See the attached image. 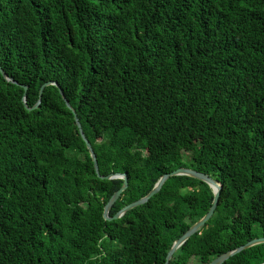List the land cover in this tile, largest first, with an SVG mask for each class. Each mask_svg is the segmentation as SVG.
<instances>
[{"label": "trees", "instance_id": "16d2710c", "mask_svg": "<svg viewBox=\"0 0 264 264\" xmlns=\"http://www.w3.org/2000/svg\"><path fill=\"white\" fill-rule=\"evenodd\" d=\"M0 264H169L264 236V0H0ZM26 85L25 108L22 96ZM264 243L221 264H260Z\"/></svg>", "mask_w": 264, "mask_h": 264}, {"label": "water", "instance_id": "95a60500", "mask_svg": "<svg viewBox=\"0 0 264 264\" xmlns=\"http://www.w3.org/2000/svg\"><path fill=\"white\" fill-rule=\"evenodd\" d=\"M0 73L2 74V76L6 79L11 81L12 83H17L16 80H14L13 78L9 77L7 75V73L3 70V68L0 66ZM21 87L23 88V96H22V101L23 104L25 106V108H27L28 110L35 108L38 106L40 99H38V101L32 106V107H28L26 104V89L27 86L20 84ZM47 85H55L58 87L59 93L62 97V99L64 100L66 106L71 110V112L73 113V117H74V121L76 123V126L78 128V131L83 139V141L85 142V145L89 151V154L92 158L93 161V166H94V170L96 172V174L100 177V178H106V179H110V178H121L123 180L122 185L120 186V188L118 190H116L111 197L108 199V201L105 203L104 207H103V218L105 220H112V219H117L120 216H122L126 211H128L129 209L136 207L138 205H141L145 202H147L149 200V198L151 196H153L154 194H156L161 186L163 185V183L171 176H175V175H187L193 178H197L199 180L204 181L205 183H207L213 191V199L211 202L210 207L208 208L207 212L201 217L199 218L196 222H194L185 232H183V234H181V236H179L177 239H175L171 245V247L169 248L166 257H165V262L164 264H169L170 258L172 256V254L174 253V251L185 242V240H187L191 235H193L196 232H199L205 225V223L210 219V217L212 216L215 207L217 206V202H218V196H219V191L221 188V184L214 178L210 177L208 174L197 171L195 169L189 168V167H178L170 172L164 173L162 174L159 179L155 182L154 186L149 190V192H147V194H145L144 196L124 205L122 208H120L114 215L109 216V210L112 206V204L117 200V198L120 196V194L122 193V191L127 187V175L126 173H110L107 174L105 176L100 175L99 174V170H98V163H97V159L95 156V153L92 149V146L89 142V140L86 138L81 124L77 118L75 109L70 105L69 101L65 98L62 89L60 88V86L58 85L57 82L50 80V81H46L44 83L41 84L40 88H39V98L41 97L42 91L44 89L45 86ZM259 243H264V236H260V237H256L253 238L251 240H248L247 242H245L244 244H241L233 249L227 250L219 255H217L215 258H213L211 261H209L207 264H221L223 263L226 259H228L230 256ZM260 264H264V262L260 263Z\"/></svg>", "mask_w": 264, "mask_h": 264}]
</instances>
